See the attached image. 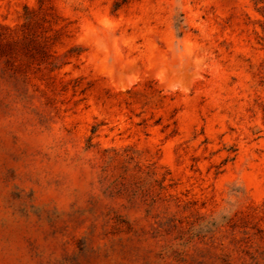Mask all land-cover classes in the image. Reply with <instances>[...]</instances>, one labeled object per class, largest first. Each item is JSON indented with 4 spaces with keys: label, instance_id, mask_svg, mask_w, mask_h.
Returning <instances> with one entry per match:
<instances>
[{
    "label": "rangeland",
    "instance_id": "rangeland-1",
    "mask_svg": "<svg viewBox=\"0 0 264 264\" xmlns=\"http://www.w3.org/2000/svg\"><path fill=\"white\" fill-rule=\"evenodd\" d=\"M0 264H264V0H0Z\"/></svg>",
    "mask_w": 264,
    "mask_h": 264
},
{
    "label": "trees",
    "instance_id": "trees-1",
    "mask_svg": "<svg viewBox=\"0 0 264 264\" xmlns=\"http://www.w3.org/2000/svg\"><path fill=\"white\" fill-rule=\"evenodd\" d=\"M11 44H12V43H7L8 47H10V46H11Z\"/></svg>",
    "mask_w": 264,
    "mask_h": 264
}]
</instances>
